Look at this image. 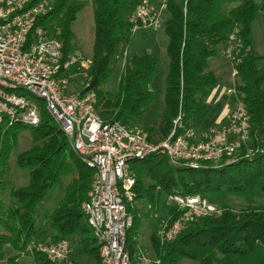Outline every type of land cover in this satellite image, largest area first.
I'll return each instance as SVG.
<instances>
[{"label":"trees","instance_id":"1","mask_svg":"<svg viewBox=\"0 0 264 264\" xmlns=\"http://www.w3.org/2000/svg\"><path fill=\"white\" fill-rule=\"evenodd\" d=\"M145 1L91 0L95 36L85 82L89 88L76 89L80 96L87 91L96 94V111L104 123H119L130 131H138L137 119L154 101L151 83L159 67L158 59L150 55L126 53L136 35L130 17ZM85 5L77 0H53L51 10L38 20L37 26L61 44L63 61L76 52L73 27ZM229 5L233 6L227 8ZM166 12L169 65L164 107L152 125L140 132L152 142L162 141L180 114L186 129L196 133L203 130L210 114L205 100L218 87L210 60L236 32L242 47L235 95L248 113L250 139L235 162L208 163L197 170L173 164L162 153L131 163L136 178L132 203L146 201L158 206L163 195L200 196L212 203L213 198L242 199L246 206L241 211L222 203L217 215L188 223L173 241L162 242L153 233L154 259L161 264L183 260L196 264H264V57L253 40V24L258 13L264 14V0H168ZM124 56L118 91H105ZM77 71L74 68L73 72ZM51 123L44 113L36 128L0 126V264H20L22 255L31 256L37 264H54L39 248L62 240L71 243L73 252L68 262L60 264H82L81 259L101 264L100 247L82 210L95 171L82 163L61 130ZM24 129L32 131L34 144L17 157L16 164L29 173V184L16 188L11 182L10 159ZM64 177L69 183L63 200L40 222V205ZM128 212H132L131 205ZM167 216V223H173L177 209H168ZM132 219L126 248L133 258L142 221L137 212Z\"/></svg>","mask_w":264,"mask_h":264},{"label":"built area","instance_id":"2","mask_svg":"<svg viewBox=\"0 0 264 264\" xmlns=\"http://www.w3.org/2000/svg\"><path fill=\"white\" fill-rule=\"evenodd\" d=\"M52 1L0 0V126L36 128L44 113L50 117L82 163L95 171L82 210L100 247L101 264H161L143 253L134 259L126 248L133 222L128 205L133 202L136 184L130 164L158 153L192 170L223 160L235 162L250 139L248 113L238 103L225 124L210 133L186 129L180 114L168 136L158 142L119 123H104L96 111V94L87 91L80 96L76 92L80 86L89 88L82 55L75 52L63 61L61 44L37 26L39 18L51 10ZM167 3L159 0L155 6L147 0L137 6L130 17L132 33L146 27L159 29L165 22ZM241 47L235 32L223 48V56L233 66L234 80ZM74 68L78 71L73 72ZM78 77L82 82L76 87ZM232 93L236 90L229 89L228 94ZM168 201L178 217L171 224L165 222L159 236L162 242L175 240L188 223L219 213L217 205L200 196L172 195ZM39 252L60 264L70 260L73 249L68 240H62L40 247Z\"/></svg>","mask_w":264,"mask_h":264},{"label":"rangeland","instance_id":"3","mask_svg":"<svg viewBox=\"0 0 264 264\" xmlns=\"http://www.w3.org/2000/svg\"><path fill=\"white\" fill-rule=\"evenodd\" d=\"M85 3L84 10L78 15V19L74 24L73 30L75 33L74 45H78L79 53L84 58V69L90 67L91 58H92V49L94 43L95 36V27H94V17H93V4L91 0H77ZM259 1L260 0H256ZM233 5L227 6V8H231ZM164 21H166L169 16L168 14H164ZM253 40L254 45L260 56L264 57V14L258 13L256 21L253 24ZM167 45L168 38L165 33V22L160 26L159 29L155 30L150 27L142 28L139 32L134 36L130 46L127 48L126 53L129 56L137 55V56H146L150 55L159 61V67L157 73L151 83V90L154 94V101L148 111L140 116L135 124L138 131L143 130L146 127H149L154 122L156 116L159 112L162 111L164 107V99L166 92V77L168 72L169 60L167 57ZM221 50L223 47L218 48V56L221 54ZM126 55V56H127ZM225 60V59H223ZM125 67V56L120 59L114 73L110 79V82L104 86V90L107 92L115 93L118 91L119 81L123 74ZM220 72L218 71L217 79H218V90L217 94L223 92L225 98H229L230 104L229 107L226 106L225 100H218V98L214 99L216 102L208 103L211 107H216L214 110H211V113L208 117L209 122L213 123L217 119V112L222 110L224 107L229 109V111H235L238 102L236 99V95L234 93L228 94V90H235L236 88V80L233 77V66L231 62L227 59L224 61V64L220 68ZM220 73V74H219ZM77 86H80L82 82V78H77ZM226 91V92H224ZM211 95V94H210ZM210 95L208 97H210ZM208 100V98H206ZM208 102V101H207ZM209 106V110H210ZM207 121V120H206ZM53 122V121H52ZM54 127H58L56 123H51ZM205 125V124H204ZM219 128H216L217 130ZM33 134L30 129L22 130L16 141L15 150L10 159V167H11V182L12 185L16 188H23L29 184V173L27 171L21 170L17 164V157L29 151L33 147ZM69 183V179L64 177L58 184H56L50 191L47 199L40 205L38 209V220L42 222L45 217L50 216L59 206L60 202L63 200L66 187ZM194 198V197H193ZM218 207L220 205L226 204L230 206L234 211H241L246 204L242 199L235 197H227L226 199L221 198H213L212 199ZM132 208V212L130 216H134L137 212L142 221L141 232L138 236V243L136 244L137 253L133 257L138 254H145L150 258H155L154 250L151 243V237L153 233L160 236V233L163 230V226L168 219V209L172 206L169 204L168 197L162 196L160 198L159 205L151 206L146 201L143 202H135L130 204ZM136 211V212H135ZM74 247V246H73ZM75 256V255H74ZM74 259L77 260L76 257ZM78 261V260H77ZM82 264H94L93 261L89 259H81ZM20 264H37L35 260L31 256H23L19 259ZM179 264H196L193 261L183 260Z\"/></svg>","mask_w":264,"mask_h":264},{"label":"crops","instance_id":"4","mask_svg":"<svg viewBox=\"0 0 264 264\" xmlns=\"http://www.w3.org/2000/svg\"><path fill=\"white\" fill-rule=\"evenodd\" d=\"M158 2L159 0H154V5L157 6L158 5ZM75 50L76 52H79L78 50H81L78 48V45H76L75 47ZM221 54L220 56H216L215 58L211 59L210 60V70L212 72H214V74L217 76L218 75V71L220 72V68L221 66L224 64V61L227 60L224 56H223V50H221ZM225 59V60H223ZM220 74V73H219ZM219 87H217L213 93L210 95V97H207L208 100L206 99V104L207 106L209 107L210 105L208 103H213L215 104L216 102L214 101V99L218 98V100H225V107L228 106L229 107V104H230V100L229 98H225L224 95H223V92L220 93V94H217V90H218ZM226 92V91H224ZM208 101V102H207ZM223 108L222 110H220L219 112H217L216 116H217V119L215 122L213 123H210L209 122V119H207V121L204 123L205 125H203V130L199 133H210V132H213L215 131L216 128H220L221 126H223L228 118V116L233 112L229 111V109L227 108ZM216 107H211L210 106V113H211V110H214ZM210 115V114H209Z\"/></svg>","mask_w":264,"mask_h":264}]
</instances>
